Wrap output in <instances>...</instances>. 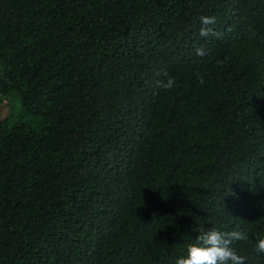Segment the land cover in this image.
Masks as SVG:
<instances>
[{
	"label": "trees",
	"instance_id": "16d2710c",
	"mask_svg": "<svg viewBox=\"0 0 264 264\" xmlns=\"http://www.w3.org/2000/svg\"><path fill=\"white\" fill-rule=\"evenodd\" d=\"M0 105V264H264V0H0Z\"/></svg>",
	"mask_w": 264,
	"mask_h": 264
},
{
	"label": "rangeland",
	"instance_id": "374dc122",
	"mask_svg": "<svg viewBox=\"0 0 264 264\" xmlns=\"http://www.w3.org/2000/svg\"><path fill=\"white\" fill-rule=\"evenodd\" d=\"M20 99L19 98H16V101L14 102V104L11 106L12 107V111L13 112H19V109H20ZM6 112H5V108L2 107V105H0V115H4Z\"/></svg>",
	"mask_w": 264,
	"mask_h": 264
}]
</instances>
